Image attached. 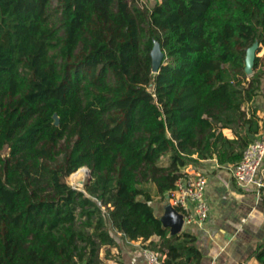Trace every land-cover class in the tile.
<instances>
[{
	"label": "trees",
	"instance_id": "16d2710c",
	"mask_svg": "<svg viewBox=\"0 0 264 264\" xmlns=\"http://www.w3.org/2000/svg\"><path fill=\"white\" fill-rule=\"evenodd\" d=\"M256 41L264 0H0V264H108L119 236L154 235L163 264H200L153 201L192 162L233 167L263 132ZM253 255L264 264V243Z\"/></svg>",
	"mask_w": 264,
	"mask_h": 264
},
{
	"label": "crops",
	"instance_id": "0c3cea01",
	"mask_svg": "<svg viewBox=\"0 0 264 264\" xmlns=\"http://www.w3.org/2000/svg\"><path fill=\"white\" fill-rule=\"evenodd\" d=\"M257 54L264 56V46ZM254 105L264 116V77ZM224 132L233 136L229 128ZM197 166L209 175L206 196L210 214L203 224L192 223L184 230L196 236V245L202 251L200 264H258L253 253L264 243V195L261 189L239 185L232 167L221 165L216 158L202 159ZM159 238L154 235L145 241L119 236V243L109 246L112 257L105 261L108 264H145L143 249L151 239L157 241ZM107 247L101 251L103 258Z\"/></svg>",
	"mask_w": 264,
	"mask_h": 264
},
{
	"label": "built area",
	"instance_id": "2783aa9c",
	"mask_svg": "<svg viewBox=\"0 0 264 264\" xmlns=\"http://www.w3.org/2000/svg\"><path fill=\"white\" fill-rule=\"evenodd\" d=\"M176 186L169 193L171 202L184 212V227L203 224L210 214L206 196L208 173L192 162L182 169ZM233 175L241 186L264 187V132L246 147L243 157L232 167ZM145 264H163L164 255L158 250L143 249Z\"/></svg>",
	"mask_w": 264,
	"mask_h": 264
},
{
	"label": "water",
	"instance_id": "95a60500",
	"mask_svg": "<svg viewBox=\"0 0 264 264\" xmlns=\"http://www.w3.org/2000/svg\"><path fill=\"white\" fill-rule=\"evenodd\" d=\"M260 45L261 44L256 41L247 49L245 70L248 74L253 73L255 58L258 55L257 53ZM151 54L153 62L152 70L158 72L165 56V51L162 49L158 40L155 41ZM54 118L55 123L59 124L60 116L57 112L54 113ZM156 205V214L162 221L163 227L169 228L170 235L181 233L184 230V212L171 202L169 195H167L165 199L158 201Z\"/></svg>",
	"mask_w": 264,
	"mask_h": 264
},
{
	"label": "rangeland",
	"instance_id": "374dc122",
	"mask_svg": "<svg viewBox=\"0 0 264 264\" xmlns=\"http://www.w3.org/2000/svg\"><path fill=\"white\" fill-rule=\"evenodd\" d=\"M157 0H143V2H146L148 3L149 5H153L155 4ZM52 4L53 5H56L57 4V0H52ZM83 167H86L87 169L85 171H83L80 176H74L73 173L71 175L68 176L67 180L68 182L73 185L74 187H78V188H84V183H86V181L88 180V178L90 177L91 175V169L90 167L88 166H83ZM80 169V168H79ZM78 169V170H79ZM84 179V180H83ZM74 181V182H73ZM153 190H154V187H153ZM165 199V198H164ZM160 200H163L160 198V195H156L155 194V199L153 201V204L156 208V204L158 201Z\"/></svg>",
	"mask_w": 264,
	"mask_h": 264
},
{
	"label": "bare ground",
	"instance_id": "6f19581e",
	"mask_svg": "<svg viewBox=\"0 0 264 264\" xmlns=\"http://www.w3.org/2000/svg\"><path fill=\"white\" fill-rule=\"evenodd\" d=\"M82 168V167H81ZM84 170H81L79 173H77L75 176H80V174L83 172ZM84 180V179H83ZM74 182V181H73ZM85 184V183H84Z\"/></svg>",
	"mask_w": 264,
	"mask_h": 264
}]
</instances>
